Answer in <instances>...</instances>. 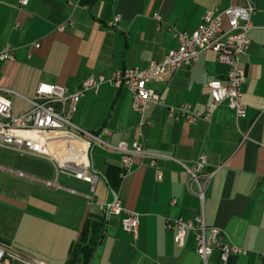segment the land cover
<instances>
[{
	"label": "crops",
	"instance_id": "1",
	"mask_svg": "<svg viewBox=\"0 0 264 264\" xmlns=\"http://www.w3.org/2000/svg\"><path fill=\"white\" fill-rule=\"evenodd\" d=\"M19 1L0 0V48L9 46L13 55L12 62L0 63V89L15 94L16 116L29 110L40 83L74 92L89 77L107 79L116 70L145 69L177 48V34H192L205 12L243 5V0H27L22 7ZM116 17L119 21L110 26ZM251 22L242 60L245 118L236 120L225 103L211 108L209 84L224 83L228 71L213 52L168 71L162 83L146 85L166 107L211 110L209 122L170 119L166 107L152 106L139 127L125 88L104 84L96 94L88 92L77 104L74 125L93 133L108 130L110 136L102 140L112 147L119 142L130 146L140 134L146 152L158 156L155 168L148 158L136 160L121 178L120 155L95 147L90 164L98 179L92 191L84 182L56 174L48 160L17 153L26 158L22 170L0 166L12 179L0 188V242L47 264H64L85 222L104 219L102 238L87 264H203L195 253L196 231L188 232L178 247L166 228L168 222L202 217L207 226L222 230L226 244L245 252L221 263L215 251L207 264H262L264 0H256ZM16 99L24 107L15 111ZM200 155L206 157L205 172L214 173L202 202L187 192L188 176L180 166H191ZM111 170L119 172L117 183ZM156 170L162 174L159 181ZM110 180L124 213L137 216L135 236L122 229L125 214L106 216L100 210L113 201Z\"/></svg>",
	"mask_w": 264,
	"mask_h": 264
},
{
	"label": "built area",
	"instance_id": "2",
	"mask_svg": "<svg viewBox=\"0 0 264 264\" xmlns=\"http://www.w3.org/2000/svg\"><path fill=\"white\" fill-rule=\"evenodd\" d=\"M84 1L87 0H75V3L81 4ZM255 2L256 0H243L240 7L231 6L223 11L213 9L205 12L201 24L192 34H177V48L168 51L161 62H150L145 69L116 70L107 79L89 77L74 92L61 86L40 83L33 99L29 101V110L20 115L13 114L12 97L15 94L0 89V148L20 155L44 158L54 166L56 174L63 173L84 182L91 186L92 191L98 179L90 164V151L95 147L111 148L120 155L121 178L130 172L136 160L141 162L148 158V165L155 168L158 156L146 152L140 134L130 146L119 142L112 147L102 140V136H110L108 130L93 133L74 125L72 120L77 104L88 92L96 94L104 84L116 89L125 88L131 94L132 110L139 117L140 127L146 123L145 115L150 107H166L161 97L146 85L162 83L168 71L189 67L208 52H213L217 61L228 69L224 83L215 81L209 84L211 108L215 109L225 103L233 111L236 120L245 118L247 108L242 103V87L245 83L242 60L250 45L249 34L252 30L251 18L255 12ZM19 4L24 7L27 0H20ZM83 7L88 8L86 5ZM154 18L159 20L158 15ZM118 21V17L114 18L110 26ZM64 27H58L57 31L62 32ZM34 47L39 48V45ZM12 61L11 48H0V63ZM166 110L168 118L182 119L189 124L199 120L209 122L211 118V110L204 113L192 112L188 104L177 108L166 107ZM245 138L242 135L241 142ZM206 165L204 155L198 156L191 166L180 164L188 176L187 192L194 194L201 202L214 174L205 172ZM161 178V172L156 170V179L159 181ZM112 194V203L101 206L100 210L106 216L125 214L114 192ZM121 225L124 232L135 236L137 216L133 213L125 214ZM166 228L173 231V241L178 247L184 245L188 232L196 231L195 253L203 264H207L215 251L218 252L221 263H225L230 257L245 254L239 248L226 244L222 230L207 226L202 217L196 218L194 222L182 219L168 222ZM0 264L47 263L40 258L24 255L10 244L0 242Z\"/></svg>",
	"mask_w": 264,
	"mask_h": 264
},
{
	"label": "trees",
	"instance_id": "3",
	"mask_svg": "<svg viewBox=\"0 0 264 264\" xmlns=\"http://www.w3.org/2000/svg\"><path fill=\"white\" fill-rule=\"evenodd\" d=\"M111 172L113 173V177L117 183L119 181V172H116L115 170H111ZM108 182L111 191L115 192L116 184L112 183L111 180ZM104 225V219L87 220L80 233L78 243L73 245L70 249L71 258L64 264H77L79 261H82L83 264H87L100 239L102 238Z\"/></svg>",
	"mask_w": 264,
	"mask_h": 264
},
{
	"label": "rangeland",
	"instance_id": "4",
	"mask_svg": "<svg viewBox=\"0 0 264 264\" xmlns=\"http://www.w3.org/2000/svg\"><path fill=\"white\" fill-rule=\"evenodd\" d=\"M13 107H14V110L16 111L17 109L23 108L24 103H22L20 100L16 99L13 101ZM24 163H26L25 157H21L17 153H14V152H11L9 150L0 148V166L1 167L16 170V169H21L23 167ZM5 180H9V181L11 180L12 181V179H10V177L7 175V173L0 171V188L3 185V181H5Z\"/></svg>",
	"mask_w": 264,
	"mask_h": 264
},
{
	"label": "water",
	"instance_id": "5",
	"mask_svg": "<svg viewBox=\"0 0 264 264\" xmlns=\"http://www.w3.org/2000/svg\"><path fill=\"white\" fill-rule=\"evenodd\" d=\"M91 156V155H90ZM95 172V171H94ZM96 173V172H95ZM97 174V173H96ZM98 175V174H97Z\"/></svg>",
	"mask_w": 264,
	"mask_h": 264
}]
</instances>
